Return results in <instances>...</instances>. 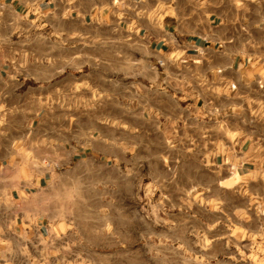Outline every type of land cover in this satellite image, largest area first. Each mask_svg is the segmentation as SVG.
<instances>
[{"label":"clouds","instance_id":"9594fccd","mask_svg":"<svg viewBox=\"0 0 264 264\" xmlns=\"http://www.w3.org/2000/svg\"><path fill=\"white\" fill-rule=\"evenodd\" d=\"M0 264H264V0H0Z\"/></svg>","mask_w":264,"mask_h":264},{"label":"crops","instance_id":"0c3cea01","mask_svg":"<svg viewBox=\"0 0 264 264\" xmlns=\"http://www.w3.org/2000/svg\"><path fill=\"white\" fill-rule=\"evenodd\" d=\"M217 23H219V21H217ZM192 39H194V38H192ZM198 43H199V41H197ZM155 46V45H154Z\"/></svg>","mask_w":264,"mask_h":264}]
</instances>
